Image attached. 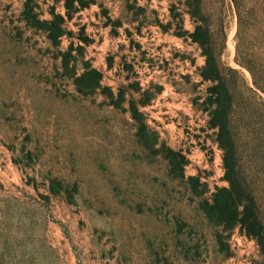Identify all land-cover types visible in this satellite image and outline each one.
<instances>
[{"label": "rangeland", "instance_id": "1", "mask_svg": "<svg viewBox=\"0 0 264 264\" xmlns=\"http://www.w3.org/2000/svg\"><path fill=\"white\" fill-rule=\"evenodd\" d=\"M81 1L0 0V264H264V235L212 208L228 187L210 126L222 92L173 35L178 14L193 31L185 0ZM226 21L221 63L251 87ZM244 85L230 126L264 231V120Z\"/></svg>", "mask_w": 264, "mask_h": 264}, {"label": "trees", "instance_id": "2", "mask_svg": "<svg viewBox=\"0 0 264 264\" xmlns=\"http://www.w3.org/2000/svg\"><path fill=\"white\" fill-rule=\"evenodd\" d=\"M247 6L240 0H185L183 5L193 24V31H183L181 14L173 16V21L180 32L173 35L189 38L200 50L204 59L202 77L205 81L217 83L222 94L213 102L214 109L210 112V126L217 131L216 143L223 152L224 180L228 187L217 189L213 195L212 208L220 223L227 229L238 227L240 233L257 244H262L263 227L260 221L256 197L246 181V172L241 164V146L235 139L230 120L236 108L235 92L243 85L239 71L225 67L221 57L227 48L228 22L227 16L236 20L234 42V62L245 70L251 78V87H245L246 95L243 104L254 107L257 114L264 120L263 103L259 94L264 96V0H252ZM81 9V0H68L67 11L75 5ZM174 5L171 6L173 12ZM54 20L50 23V39L57 41L63 36L62 24ZM69 18V16H68ZM173 22V23H174ZM172 23L163 26L162 32L169 33ZM226 72L230 75L226 76ZM95 73V72H92ZM88 76V73L85 75ZM264 126V125H263ZM254 148L264 156V127H260ZM263 157L258 161H262Z\"/></svg>", "mask_w": 264, "mask_h": 264}]
</instances>
